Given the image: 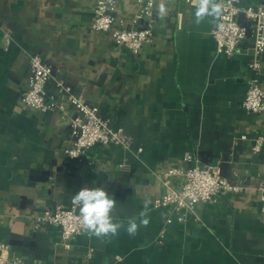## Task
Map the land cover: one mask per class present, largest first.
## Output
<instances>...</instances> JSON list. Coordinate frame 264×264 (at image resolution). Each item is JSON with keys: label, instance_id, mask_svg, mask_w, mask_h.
I'll return each mask as SVG.
<instances>
[{"label": "crops", "instance_id": "obj_1", "mask_svg": "<svg viewBox=\"0 0 264 264\" xmlns=\"http://www.w3.org/2000/svg\"><path fill=\"white\" fill-rule=\"evenodd\" d=\"M98 1L0 0V241L10 244L8 257L24 264H264V142L259 152L252 148L264 137V113L243 107L252 41L243 40L231 56L218 54L219 18L197 24L185 1H164L161 17L157 1L152 41L134 55L116 45L111 31L91 29ZM241 1L243 8L264 4ZM116 2L127 27L147 25L134 24L138 0ZM239 20L249 25L244 14ZM34 54L53 67L46 96L63 109L41 112L22 101ZM259 80L264 87V54ZM59 81L124 127L131 149L98 144L71 159L65 151L77 111L65 104ZM196 164L219 165L239 191H223L194 212L156 206L165 193L158 173ZM172 180L182 187V176ZM83 187L113 194L114 222L125 228L130 218L139 225L150 200L149 224L135 236L125 228L116 237L84 231L66 248L60 228L38 225L37 217L71 207Z\"/></svg>", "mask_w": 264, "mask_h": 264}, {"label": "built area", "instance_id": "obj_2", "mask_svg": "<svg viewBox=\"0 0 264 264\" xmlns=\"http://www.w3.org/2000/svg\"><path fill=\"white\" fill-rule=\"evenodd\" d=\"M139 11L134 19L137 24L141 19L147 21V25L136 28L127 27L126 21L117 13L116 0H99L94 8V16L91 21V29L95 32H112L117 46L125 47L134 55L139 54L144 45L151 42L154 34V9L160 0H138ZM165 2L191 0H164ZM222 5V15L218 25L213 30V37L217 45V53L227 56L233 55L239 44L250 39L253 43L254 58L250 63L252 76L249 78L243 107L246 111L255 114L264 113V87L259 80L261 69V57L264 54V4L255 7H242L241 0H219ZM244 14L249 25H243L239 16ZM7 43L11 37L5 34ZM54 78V69L46 63L38 54L30 59L29 87L23 93L22 101L26 106L41 112L54 111L58 106L46 96V85ZM62 93L65 104L73 106L77 114L71 119L72 145L66 149V154L75 160L81 159L92 147L100 145H114L131 149L133 138L122 126L114 125L109 116L101 115L95 105L84 103L76 96L71 88L63 81L57 83ZM246 139L247 135H242ZM264 137L259 136L254 140L253 151L259 152ZM138 152H142L139 149ZM187 159H192L188 156ZM125 168H128L126 165ZM164 186L165 193L156 200L158 207L173 206L176 210L194 212L196 204L216 201L223 191L238 192L239 187L231 184L222 175L219 165H207L200 167L193 165L187 169L169 168L158 173ZM183 177L180 189L173 185L172 178ZM261 213L264 216V188L261 194ZM171 222V220H168ZM38 225H55L60 228L61 238L66 248H69L74 237L84 232L79 224V211L74 205L67 208L57 206L54 209H46L37 217ZM11 246L0 241V264H24L21 257L10 259L8 257Z\"/></svg>", "mask_w": 264, "mask_h": 264}, {"label": "clouds", "instance_id": "obj_3", "mask_svg": "<svg viewBox=\"0 0 264 264\" xmlns=\"http://www.w3.org/2000/svg\"><path fill=\"white\" fill-rule=\"evenodd\" d=\"M195 8L196 23L200 24L210 18L215 24L222 15V5L219 0H191ZM158 12L161 17L167 14V7L164 0H160ZM222 27V25H218ZM151 201L145 200L143 209L139 213V225L135 218H130L127 226L123 223L114 222V210L117 201L113 194H109L103 187H83L73 197L72 204L78 208L79 224L81 229L90 236L116 237L121 228H125L129 236H135L138 226L147 227L149 224V205Z\"/></svg>", "mask_w": 264, "mask_h": 264}]
</instances>
